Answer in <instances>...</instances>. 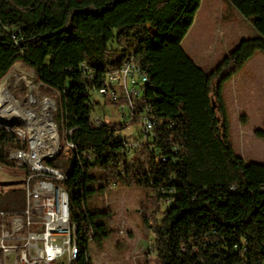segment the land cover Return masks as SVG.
Returning a JSON list of instances; mask_svg holds the SVG:
<instances>
[{
  "label": "trees",
  "instance_id": "16d2710c",
  "mask_svg": "<svg viewBox=\"0 0 264 264\" xmlns=\"http://www.w3.org/2000/svg\"><path fill=\"white\" fill-rule=\"evenodd\" d=\"M226 2L254 32L206 71L182 46L201 0H0V81L15 64L29 68L72 145L42 161L64 176L57 184L77 245L70 264H93L90 244L108 238L100 220L110 213L90 211L88 200L112 187L143 188L165 205L160 219L142 212L154 237L142 264H264V165L235 153L223 98L225 83L264 55V0ZM126 61L147 79L133 119L96 124L91 91ZM143 112L154 128L131 147L122 132ZM254 136L264 138V125ZM20 148L0 132V168L23 170L25 185L29 169L10 158ZM24 210L25 187L0 193L5 218Z\"/></svg>",
  "mask_w": 264,
  "mask_h": 264
},
{
  "label": "rangeland",
  "instance_id": "374dc122",
  "mask_svg": "<svg viewBox=\"0 0 264 264\" xmlns=\"http://www.w3.org/2000/svg\"><path fill=\"white\" fill-rule=\"evenodd\" d=\"M217 9H219V4H217ZM209 14L206 6L199 7L194 23L183 40V47L186 49L187 53L199 67L206 71L213 69L218 62L217 60L222 58L219 55L221 48L218 47L217 51L214 48V38L219 39L221 43L223 40L227 39L228 36L227 33L219 31L222 26H226L225 21L217 19L213 29L214 32L210 28L213 37L210 39V36L206 35L203 45L199 47L200 49L197 51L193 49L195 44L192 41V38L194 33H199V20H201L202 16L207 15L208 17ZM207 29L209 30V28ZM190 40L191 47L188 48ZM111 48V60L116 61L120 56V51L116 48L114 43L111 44ZM15 66H18V68L14 72ZM246 67L247 66L245 65L241 72H238L236 75L248 71ZM21 74H24L25 76H21ZM258 82L262 89L251 102L253 109L252 114L254 115L261 114L264 106V80L261 78ZM227 84L228 83H225L224 85V93ZM5 92H8L16 102H19L24 108L30 111L37 110V103L29 101L30 92H32L33 96L37 99L41 96L47 97L51 107L50 118L51 121H53L55 115L54 104L48 95L39 92V84L33 82L32 71L29 68L22 64H15L7 76L0 81V94L4 95ZM93 103L96 104L91 116L94 123H115L120 121V117L122 116V113L119 111V106L121 105L120 102L117 105H114L109 100L94 96ZM53 125L56 129L59 148L63 147V149H67L64 145V134H62V131L56 127V124L53 123ZM252 126L253 123L249 122L247 128H251L252 130ZM241 127V124L236 125L230 117L231 135L234 129L239 130ZM243 127L246 128L245 125ZM140 129L141 122L138 119V123L129 125L122 132V136L128 140L132 147L139 143L140 139L138 138ZM13 135L22 137L17 134ZM23 140L24 145L27 147V155H29L31 152V145L27 138ZM254 141H256V143H264V139L256 138ZM233 147L237 155L244 156L246 163L264 165V145H233ZM244 148L246 152L244 151L243 155L241 152ZM44 158L45 156L41 157V159ZM23 178L24 171L21 169L0 168V193L18 192L21 188L25 187V185H22ZM88 208L92 212H108L111 215L110 222L105 218L100 220V224L105 225L109 232L108 238H106L100 245L92 243L89 246V257L93 264H142L146 256L148 259L153 258L152 247L154 237L143 224L142 212H146L149 220H151L152 217H154V219H160L165 210V205L160 204L155 206L151 195L148 194L145 189L112 187L88 200ZM54 264L67 263L61 261L60 263Z\"/></svg>",
  "mask_w": 264,
  "mask_h": 264
},
{
  "label": "built area",
  "instance_id": "2783aa9c",
  "mask_svg": "<svg viewBox=\"0 0 264 264\" xmlns=\"http://www.w3.org/2000/svg\"><path fill=\"white\" fill-rule=\"evenodd\" d=\"M146 82L139 67L128 62L105 75L103 87L91 91V95L114 105L120 102V120L131 122V100L139 99V86ZM147 118L150 117L145 112L138 118L141 122L139 142L146 140L154 128L147 126ZM19 138L21 148L12 152L10 158L30 171L25 180V210L19 216L6 218L0 213V264H54L61 261L70 264L72 237L65 223L66 193L57 184L63 180V174L42 162L56 156L61 147L58 145L54 153L45 155L44 159L40 157L34 163L32 157L22 155L24 138ZM66 148L69 150L72 145L67 144Z\"/></svg>",
  "mask_w": 264,
  "mask_h": 264
},
{
  "label": "crops",
  "instance_id": "0c3cea01",
  "mask_svg": "<svg viewBox=\"0 0 264 264\" xmlns=\"http://www.w3.org/2000/svg\"><path fill=\"white\" fill-rule=\"evenodd\" d=\"M217 4H219V9H217ZM200 5L203 7L206 6L210 14L208 17L207 15L202 16L201 20H199V33H194L192 38V41L195 44L193 47L194 50L197 51L200 49L199 47L203 45L206 35L210 36V39L213 37L211 29H214L217 19L225 21L226 23V26H222L219 31L225 32L231 37L227 36V39L223 40L221 43L219 39L214 38V48L216 51L218 47L221 48L219 55L222 58L230 52L239 41L253 35L254 30L251 24L238 15L226 0H201ZM207 28H209V30ZM190 42L191 40L188 43V48L191 47ZM184 50L186 51L185 48ZM245 65L247 66L246 68L248 71L235 75L229 82H227L228 84L227 87H225V93L223 90V98L226 105L229 126L230 117L236 125H242L239 130L234 129L232 135L230 133V140L232 145H264V143H256V141H254V139H256L254 132L261 129L264 125V106L261 114L254 115L252 114L253 109L251 105V102L262 89L258 80H261V78L264 80V55L256 53L255 56H253ZM249 122L253 123L252 130L251 128H247ZM244 125L246 128L243 127ZM244 151L246 152L245 148L242 150L241 154L244 155ZM238 156L245 159L244 156Z\"/></svg>",
  "mask_w": 264,
  "mask_h": 264
},
{
  "label": "bare ground",
  "instance_id": "6f19581e",
  "mask_svg": "<svg viewBox=\"0 0 264 264\" xmlns=\"http://www.w3.org/2000/svg\"><path fill=\"white\" fill-rule=\"evenodd\" d=\"M124 63H128V61ZM17 68L18 66L14 67V72ZM109 74L107 73L106 75ZM21 76L25 75L21 74ZM143 87L144 85L139 86V98L143 94ZM29 101L37 103L36 111L24 108L8 92H5L4 95L0 94V132L17 134L24 137V139L27 138L31 145V152L27 155V147L23 143L22 155L24 157H32V161L36 163L40 157L51 155L58 149V140L56 129L50 118L51 107L48 98L41 96L37 99L30 92ZM147 126H153L151 118H147ZM64 206H66L65 223L68 225V234L72 237V248H70L71 263L76 258L77 245L74 225L69 221L67 195L64 196Z\"/></svg>",
  "mask_w": 264,
  "mask_h": 264
}]
</instances>
